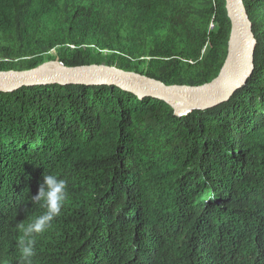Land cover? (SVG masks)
I'll use <instances>...</instances> for the list:
<instances>
[{
	"label": "trees",
	"instance_id": "1",
	"mask_svg": "<svg viewBox=\"0 0 264 264\" xmlns=\"http://www.w3.org/2000/svg\"><path fill=\"white\" fill-rule=\"evenodd\" d=\"M242 1L254 70L218 107L177 115L108 84L0 92V264H24L48 174L68 198L33 264H264V0ZM231 36L224 0H0L3 72L58 61L200 87Z\"/></svg>",
	"mask_w": 264,
	"mask_h": 264
},
{
	"label": "water",
	"instance_id": "2",
	"mask_svg": "<svg viewBox=\"0 0 264 264\" xmlns=\"http://www.w3.org/2000/svg\"><path fill=\"white\" fill-rule=\"evenodd\" d=\"M227 16L231 23L234 41V63L226 72V64L219 76L200 87L167 86L161 82L146 79L139 75L126 73L115 68L90 66L67 69L58 61L45 63L38 68L26 71H0V92L43 85H102L108 84L122 88L136 96L150 97L164 101L175 109L177 115L191 110H205L218 107L240 90L254 70V55L257 46L252 31V23L246 13L242 0H224ZM186 99L198 107L178 112Z\"/></svg>",
	"mask_w": 264,
	"mask_h": 264
},
{
	"label": "clouds",
	"instance_id": "3",
	"mask_svg": "<svg viewBox=\"0 0 264 264\" xmlns=\"http://www.w3.org/2000/svg\"><path fill=\"white\" fill-rule=\"evenodd\" d=\"M68 198L67 181L55 174L43 175V183L39 186L33 202L40 203L46 211L27 225L19 226L22 237L19 240V254L24 264H33L36 237L44 234L62 213Z\"/></svg>",
	"mask_w": 264,
	"mask_h": 264
},
{
	"label": "bare ground",
	"instance_id": "4",
	"mask_svg": "<svg viewBox=\"0 0 264 264\" xmlns=\"http://www.w3.org/2000/svg\"><path fill=\"white\" fill-rule=\"evenodd\" d=\"M233 49H234V41H231V53L228 59V62L226 64V72L230 71L231 68L233 67V63H234V57H233ZM192 107H198L197 104H195L193 101L186 99V101L178 107V112L183 114L185 113L184 110H189Z\"/></svg>",
	"mask_w": 264,
	"mask_h": 264
},
{
	"label": "rangeland",
	"instance_id": "5",
	"mask_svg": "<svg viewBox=\"0 0 264 264\" xmlns=\"http://www.w3.org/2000/svg\"><path fill=\"white\" fill-rule=\"evenodd\" d=\"M52 56H56V53L55 52H52V54H51Z\"/></svg>",
	"mask_w": 264,
	"mask_h": 264
},
{
	"label": "built area",
	"instance_id": "6",
	"mask_svg": "<svg viewBox=\"0 0 264 264\" xmlns=\"http://www.w3.org/2000/svg\"><path fill=\"white\" fill-rule=\"evenodd\" d=\"M214 26L213 25H211V28H213ZM71 48H74V47H71Z\"/></svg>",
	"mask_w": 264,
	"mask_h": 264
}]
</instances>
